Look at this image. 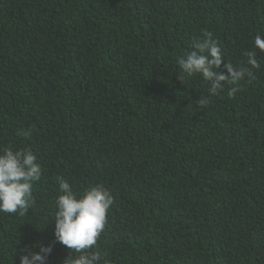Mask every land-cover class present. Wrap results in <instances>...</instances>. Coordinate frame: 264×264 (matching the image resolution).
<instances>
[{"label":"trees","instance_id":"obj_1","mask_svg":"<svg viewBox=\"0 0 264 264\" xmlns=\"http://www.w3.org/2000/svg\"><path fill=\"white\" fill-rule=\"evenodd\" d=\"M209 32L224 74L256 52L233 97L179 78L177 60ZM257 34L264 0H0V149L41 166L26 215L0 213V264L37 243L63 264L57 177L78 197L97 184L114 196L100 264H264Z\"/></svg>","mask_w":264,"mask_h":264},{"label":"clouds","instance_id":"obj_2","mask_svg":"<svg viewBox=\"0 0 264 264\" xmlns=\"http://www.w3.org/2000/svg\"><path fill=\"white\" fill-rule=\"evenodd\" d=\"M254 47L264 53V37L257 34ZM246 65L240 68L224 64L226 74L220 71L224 57L221 47L212 33L202 40H194L191 50L177 60L184 81L186 77H201L210 87L211 96H219L225 90L229 97L239 92V82L245 77L254 79V69L259 68L256 52L245 53ZM208 99L200 98L196 103L205 106ZM28 136L30 133L22 132ZM41 178V166L37 156L30 150L0 149V213H18L25 216L35 204L33 185ZM59 191L54 200L55 241L69 249L63 264H100L103 256L98 250V238L107 223V214L114 204V196L97 184L85 190L79 197L63 177H57ZM53 251L52 245L37 243L21 250L20 264H48Z\"/></svg>","mask_w":264,"mask_h":264}]
</instances>
